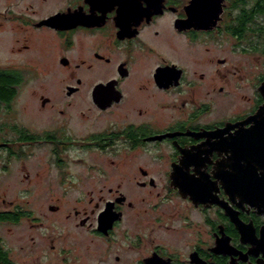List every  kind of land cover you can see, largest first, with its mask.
Instances as JSON below:
<instances>
[{
  "label": "flooded vegetation",
  "instance_id": "1",
  "mask_svg": "<svg viewBox=\"0 0 264 264\" xmlns=\"http://www.w3.org/2000/svg\"><path fill=\"white\" fill-rule=\"evenodd\" d=\"M12 2L0 7V28L28 34L14 56L24 63L41 51L33 39L53 60L0 66V110L14 113L24 77L65 70L56 95L89 106L71 101L40 131L9 119L0 150L23 158L26 146L44 142L54 159L50 191L109 195L91 199V211L68 214L73 233L46 232L43 248L69 264L68 250L90 236L95 250L113 252L124 228L126 248L105 264H264V124L255 120L264 79L261 99L232 114L226 78L242 77L226 54L229 38L234 50L261 52L259 1ZM55 102L44 97L43 110ZM21 209L0 211V253L14 264L1 225L19 224L28 215ZM104 216L111 228L101 227Z\"/></svg>",
  "mask_w": 264,
  "mask_h": 264
},
{
  "label": "rangeland",
  "instance_id": "2",
  "mask_svg": "<svg viewBox=\"0 0 264 264\" xmlns=\"http://www.w3.org/2000/svg\"><path fill=\"white\" fill-rule=\"evenodd\" d=\"M257 1H259L260 15L262 16V21H264V0ZM11 2L12 0H0V7L6 8L9 4L13 3ZM10 25L11 24L5 23L4 28H0V66H10L9 64L13 66V64H15L23 68V64H26L29 60L34 65L41 64V62L49 65L47 62L53 60V57L52 55L49 57L47 55L49 51L46 50L48 45H41L38 41L35 42L33 39L31 42L32 45H34L33 48L42 49L41 51H37V54L26 57L24 63L20 61L21 59L14 56L13 50L16 51L25 43L24 39L28 34L12 32ZM261 26L264 27V24L262 23ZM258 40L257 37L255 42H258ZM234 42L235 40L229 38L228 51L226 54L231 59L230 63L239 64V75L242 77H226L228 78L227 95L229 98L227 99L230 102L229 109H232L230 111L232 114L250 109L253 107L255 99H261V95L257 91L264 79V77H256L264 73V55L262 52V49H264V35L261 38V45L258 44V46H261V52H242L241 48L234 50ZM34 55L37 56L35 57ZM51 66L52 65L49 67ZM229 67L232 70H236L234 65L229 64ZM45 71H47V69ZM47 72L42 73V75L38 77L34 75L24 77V81L18 90V95L12 104L14 113L9 114L6 112L8 111L6 105H2L1 107L0 126L2 124L9 125L11 123L9 119H12L19 124L20 127L40 131L47 126L46 122H49V117L52 119L54 118L57 109L65 105L69 107L71 101L83 107L89 106L87 103L80 104L79 101H77L80 97L70 100L62 96V94L56 95L57 91L61 89L63 82L66 81L65 77H67L68 73L70 74V70L50 72L49 75H46ZM251 74L253 76L249 77ZM51 96H53L56 101L55 108L43 110V98ZM213 99L215 100V98ZM89 113L90 111L87 110V114ZM7 135V137H4L9 139L13 137V133L11 132ZM0 138L3 139L1 133ZM7 149L2 148L0 150V211L7 212L14 209L16 206H21L22 212L23 210L28 211V215L25 216L19 224L8 222L1 225V234L5 241L4 244L6 248L11 251L10 257L15 263L17 262L19 264H64L62 259L59 262L56 260L53 254L56 252L50 251L47 246L43 248L45 241L42 240V236L46 232L53 233L54 235L60 233V235L73 233L71 230V221L66 219V216L70 213H74L77 209L91 211L94 207L90 202L91 199L94 198L95 201H98L100 197H108L109 195L99 192L89 194L86 192L61 193L59 191H50L48 176L51 170H53L54 166L52 162L54 159H51L50 149L44 142L37 143L33 145V147L26 146L25 149H27L28 155L23 158H10L9 150ZM78 153V151H74L72 154L75 155ZM102 159L105 158L102 156ZM71 164L74 165L73 162ZM6 165H9L10 168H5ZM79 168L81 167L75 166V169ZM87 169L88 167L85 165L84 170ZM55 172L56 170H54L53 174H55ZM52 204L59 205L61 210L56 214L52 213L50 209ZM121 231L124 232L125 229L122 228ZM122 232L117 233L120 234L122 240L117 243L113 252L112 249H107V247H104V251L102 249H100V251L95 250L94 247L97 246L98 240L90 236L84 247L80 244L76 247L77 249L75 251L73 248L68 250L70 253L69 264H105L107 260L111 258L112 254L119 252L120 249L126 248L123 236L124 233ZM77 233H84L85 237L87 235L86 231ZM35 236L38 244L37 247L32 238ZM101 244L104 245V243ZM102 245H100V247ZM51 254L52 257H48V255Z\"/></svg>",
  "mask_w": 264,
  "mask_h": 264
},
{
  "label": "water",
  "instance_id": "3",
  "mask_svg": "<svg viewBox=\"0 0 264 264\" xmlns=\"http://www.w3.org/2000/svg\"><path fill=\"white\" fill-rule=\"evenodd\" d=\"M260 92L264 98V82L262 83L261 87L259 88ZM255 120L261 122L262 124H264V104L261 106L259 112L257 113V115L255 116ZM109 212V211H108ZM112 217H110L109 219H106V217L104 216V219L102 218L101 222V227L104 229H108L111 228L112 226Z\"/></svg>",
  "mask_w": 264,
  "mask_h": 264
},
{
  "label": "trees",
  "instance_id": "4",
  "mask_svg": "<svg viewBox=\"0 0 264 264\" xmlns=\"http://www.w3.org/2000/svg\"><path fill=\"white\" fill-rule=\"evenodd\" d=\"M0 260H3L2 264H14L12 261H10V259L7 257L5 253H3V255L0 253Z\"/></svg>",
  "mask_w": 264,
  "mask_h": 264
}]
</instances>
